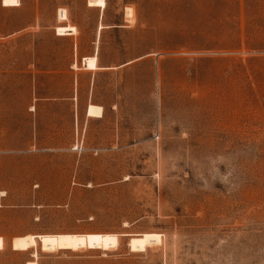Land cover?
I'll return each instance as SVG.
<instances>
[{
    "label": "rangeland",
    "instance_id": "rangeland-1",
    "mask_svg": "<svg viewBox=\"0 0 264 264\" xmlns=\"http://www.w3.org/2000/svg\"><path fill=\"white\" fill-rule=\"evenodd\" d=\"M105 1L0 0V264H264V0Z\"/></svg>",
    "mask_w": 264,
    "mask_h": 264
},
{
    "label": "bare ground",
    "instance_id": "bare-ground-1",
    "mask_svg": "<svg viewBox=\"0 0 264 264\" xmlns=\"http://www.w3.org/2000/svg\"><path fill=\"white\" fill-rule=\"evenodd\" d=\"M89 6L105 7V0H88ZM19 0H3V5H18ZM127 11H129L127 9ZM132 11V9H131ZM128 13V12H127ZM93 57V56H92ZM89 59V58H88ZM85 61V59H84ZM87 69H97L96 57L90 58L85 62ZM104 108L101 105L90 104L87 109V115L89 117H102ZM37 236L34 234H28L25 236H17L13 239L12 247L14 250H28L37 244ZM42 240L44 247L52 249H75L81 246L88 247H108L110 245H116L118 242L117 235L114 234H55V235H43L39 236ZM160 240V234L158 233H145L142 236H135L130 241L132 249L137 247H145L152 242H158ZM28 264H37L36 261L28 262Z\"/></svg>",
    "mask_w": 264,
    "mask_h": 264
}]
</instances>
